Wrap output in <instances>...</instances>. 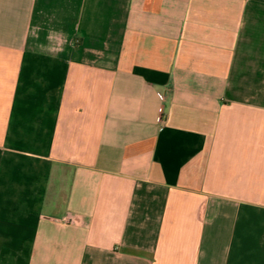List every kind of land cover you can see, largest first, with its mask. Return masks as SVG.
Listing matches in <instances>:
<instances>
[{
    "label": "crops",
    "instance_id": "0c3cea01",
    "mask_svg": "<svg viewBox=\"0 0 264 264\" xmlns=\"http://www.w3.org/2000/svg\"><path fill=\"white\" fill-rule=\"evenodd\" d=\"M0 264H264V0H0Z\"/></svg>",
    "mask_w": 264,
    "mask_h": 264
},
{
    "label": "built area",
    "instance_id": "2783aa9c",
    "mask_svg": "<svg viewBox=\"0 0 264 264\" xmlns=\"http://www.w3.org/2000/svg\"><path fill=\"white\" fill-rule=\"evenodd\" d=\"M162 97V95H160Z\"/></svg>",
    "mask_w": 264,
    "mask_h": 264
}]
</instances>
